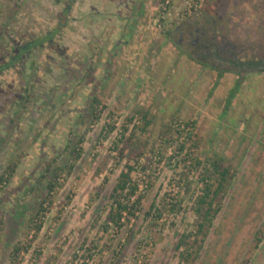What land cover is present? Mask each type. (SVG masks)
Segmentation results:
<instances>
[{"label": "rangeland", "instance_id": "obj_1", "mask_svg": "<svg viewBox=\"0 0 264 264\" xmlns=\"http://www.w3.org/2000/svg\"><path fill=\"white\" fill-rule=\"evenodd\" d=\"M214 1L213 18L229 43L222 54L264 58V0H253L250 10L243 7L246 0ZM0 3L3 67L24 42L57 28L65 2ZM73 3H65L72 5L69 21L53 41L0 69V176L8 166L14 171L0 185V264H180L175 247L197 231L195 207L204 187L193 159L214 153L226 159L235 178L207 235L190 240L199 242L196 264H264V73L242 76L223 65L219 76L218 58L196 57L203 66L179 48V30L210 26L205 3L202 10L166 19L161 29L160 0ZM128 28L131 45H120L118 54L157 50L155 36H166L156 43L168 57L151 76L139 106L132 95L126 97L128 88L109 90L110 78L95 74L109 72V63L117 60L111 55L116 36ZM139 34L147 37L140 41ZM237 40L240 51L232 52ZM97 96L98 121L91 106ZM139 110L150 113V127L139 116L129 122ZM187 123L196 126L199 148L188 146L181 154ZM71 164L73 171L60 172L48 192L56 168ZM129 166L138 183L135 199H143L136 217L125 215V226L118 228L109 220L111 194ZM178 203L182 208L173 210ZM153 204L162 211L160 219L148 216ZM18 245L20 252L14 253Z\"/></svg>", "mask_w": 264, "mask_h": 264}, {"label": "trees", "instance_id": "obj_2", "mask_svg": "<svg viewBox=\"0 0 264 264\" xmlns=\"http://www.w3.org/2000/svg\"><path fill=\"white\" fill-rule=\"evenodd\" d=\"M22 2L24 0H21ZM62 1V0H59ZM75 0H64V2H70L71 4H74ZM247 4L246 6H243L245 9L251 8L250 3L253 4V0H246ZM63 3L62 5V12L60 15V22L58 23V26L56 29L49 30V31H41L36 35L35 37H32L29 41L24 42L21 46H19V51L13 55L10 59V61L5 65L1 66L0 69L8 70L15 66V64L22 58V56L30 53L35 48H45L46 44L53 41L56 34L60 33L63 27L67 26V22L69 21V13H70V7L72 5H65ZM204 3L206 4L205 10L209 14H211V23L210 26H213V29L211 30L212 33H214L215 37V50L218 49L220 53H222V45L223 44H229L228 42L223 40V35L220 33L218 29L217 19L213 18V15L215 14V11H213L217 5V3L214 0H202L201 7L199 10H202ZM16 10L19 9V5L15 3ZM1 7V3H0ZM240 9V4H239ZM197 10V11H199ZM10 18V17H8ZM239 18L240 22V17ZM11 19V18H10ZM245 22V21H244ZM200 25L202 30H208L209 26L205 27ZM155 27V26H154ZM197 28V27H196ZM211 34V33H210ZM218 42V43H217ZM251 42V41H250ZM240 40L233 41L232 52H238L240 51ZM237 47L239 50H236ZM196 53V52H195ZM195 53H189V57L193 59V61H197L199 64L205 66V64L202 62L207 58V56L198 55ZM191 54V55H190ZM236 54L232 53L231 57L228 55H221L219 59H217V66L219 69V76L222 75L224 70H222V66L226 65V68H228V71L231 72H239L240 75L245 76L246 73L250 72H259L264 73V58H240V53L237 57L234 58ZM204 58L203 60L199 61L198 58ZM242 59V60H241ZM219 65V66H218ZM2 70H0L1 73ZM241 76V77H242ZM211 96V95H210ZM100 104L101 100L100 98L94 97L92 98V117L95 120H100L101 118V110H100ZM140 117L142 122H144L146 127H150L153 124V121L150 119V113L145 111H137L136 116L129 118V122L134 121L136 117ZM178 125V123L176 124ZM187 129V137H185L184 141L182 143H179L178 151L179 153L183 154L184 151L188 148V146L195 148L198 150L199 143L195 138L198 137L195 133L196 126L191 123H187L186 125ZM181 125L178 126V129L180 130ZM221 127H223L221 125ZM220 128V127H219ZM222 129V128H221ZM174 142L178 143V137L174 140ZM81 143V142H80ZM123 154V152H121ZM188 155L191 156V153ZM81 156V153L77 152V157L79 158ZM194 166L193 169L196 171H200V182L204 183V187L201 190V194L198 195V199L196 202L195 211L198 215V223L196 226V232H190L188 234H183L182 238L176 245L175 249L178 252L179 259L182 260L180 264H196V261L198 260V253L195 251V246L199 244V242L196 240L194 241V244H190V240L193 236H198L200 234H206L208 233V229L212 227L213 222L216 218V216L219 214V212L222 209V197H225L227 195V189L231 185L232 179L235 178V175L232 174V169L229 165H227L226 159L217 153H214L213 155H207L204 159L201 157L195 156L194 159ZM75 165H66V166H60L56 168V173H54L53 177L50 179L48 183L47 190L48 192H51L53 189L57 186V178L60 172L67 171L71 173L74 169ZM134 167L129 166L128 171L122 172L119 176V179L117 181V184L115 185L113 192L111 194V209L109 212V220L113 222L115 225L118 226V228H123L125 224L122 223V219L125 216L124 214L128 215L129 217H136L137 211H139V205H141L143 196H139L137 199L132 200V198L137 194L138 192V183L135 180V177L133 175ZM13 168L8 166L5 171L0 176V185L4 183V178L9 179L13 173ZM188 185V183H186ZM181 204L178 203L176 206H174L175 211H179L181 209ZM151 210L148 212V216L150 217H156L157 219H160L162 217V211L157 208V205L153 204L150 208ZM131 220V219H130ZM43 225L40 224L37 227V230L40 231L42 229ZM202 249V245L199 246V249H197V252H200ZM21 247L20 245L16 246L14 248V253L20 252Z\"/></svg>", "mask_w": 264, "mask_h": 264}, {"label": "crops", "instance_id": "obj_3", "mask_svg": "<svg viewBox=\"0 0 264 264\" xmlns=\"http://www.w3.org/2000/svg\"><path fill=\"white\" fill-rule=\"evenodd\" d=\"M153 23H149V25L152 26ZM147 25V24H146ZM140 28L141 25H138ZM129 28L123 30L120 37L116 36L117 39L119 40L118 44L116 46V52L112 53V56H115L118 59L121 60L123 59L124 62L122 65H120V61L114 60V63L111 64L109 63L108 68L109 72H102L101 69L99 70L98 73H95L97 76L100 74H103L102 78L105 80L109 81L110 78V83H109V90H112L114 92H118V90H124L123 93L127 92V88L129 91L126 93V97L129 95L133 97L135 105H142L143 103L141 100H143V90H148V83L151 81V76L156 75L157 68L163 66L160 63L162 62L161 60L166 57L167 55L165 54V51L163 50H158L159 47H157V43L159 42L160 38H165L166 36L163 37L161 34H157L153 40L155 42V47L158 48L157 50H154L153 48L147 47V49H141L140 51L138 49H132L131 51H125L123 54H118L120 45L124 47L125 45L128 46L130 43L129 39H131L132 35L129 33ZM137 30V29H136ZM136 37V35H135ZM143 37H147V34H139L138 39L142 41ZM142 39V40H141ZM165 39L160 42V44H163L165 42ZM121 42V43H120ZM128 42V44H127ZM157 42V43H156ZM147 44H149L147 42ZM131 45V44H130ZM145 45V44H144ZM143 45V48H144ZM168 47V45H167ZM155 48V49H156ZM170 48V47H169ZM174 49V48H172ZM172 49H169L170 51ZM121 51V50H120ZM120 57V58H119ZM168 57V56H167ZM178 58V56H177ZM115 59V58H114ZM196 63V62H195ZM198 69V68H197ZM194 68V70H197ZM157 72V73H156ZM107 74V75H106ZM107 78V79H106ZM105 82V81H104ZM143 86V87H141ZM97 88V92L99 95L101 93V85L95 86Z\"/></svg>", "mask_w": 264, "mask_h": 264}, {"label": "flooded vegetation", "instance_id": "obj_4", "mask_svg": "<svg viewBox=\"0 0 264 264\" xmlns=\"http://www.w3.org/2000/svg\"><path fill=\"white\" fill-rule=\"evenodd\" d=\"M181 29V28H180ZM213 26H209L208 30H202L201 28H186L179 30L178 44L180 49H187L191 53L198 55H205L212 58H220V51L215 50V37L214 33L211 32ZM211 33V34H210ZM210 35V36H209Z\"/></svg>", "mask_w": 264, "mask_h": 264}, {"label": "built area", "instance_id": "obj_5", "mask_svg": "<svg viewBox=\"0 0 264 264\" xmlns=\"http://www.w3.org/2000/svg\"><path fill=\"white\" fill-rule=\"evenodd\" d=\"M160 10L162 19L158 20V27L161 29L165 27V20H171V17L176 16L178 17L180 14H191L194 11L199 10L202 4V0H183L181 4H177L175 0H160ZM136 195L132 198L135 200ZM126 215V214H124ZM142 255L140 256V262L143 263V260L146 258V253L141 251Z\"/></svg>", "mask_w": 264, "mask_h": 264}]
</instances>
